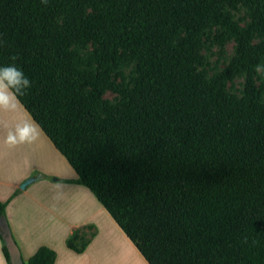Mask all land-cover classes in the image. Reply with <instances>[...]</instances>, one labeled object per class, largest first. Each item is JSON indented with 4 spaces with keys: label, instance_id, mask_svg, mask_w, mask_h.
<instances>
[{
    "label": "trees",
    "instance_id": "16d2710c",
    "mask_svg": "<svg viewBox=\"0 0 264 264\" xmlns=\"http://www.w3.org/2000/svg\"><path fill=\"white\" fill-rule=\"evenodd\" d=\"M215 1L242 3L250 21H224L234 55L207 79L195 64ZM89 41L83 58L73 46ZM127 60L137 74L120 88L110 74ZM10 63L31 81L20 105L77 175L68 182L147 264H264V0H0V65ZM239 75L241 98L225 89ZM104 90L121 101L102 102ZM72 236L66 247L82 252ZM53 257L41 246L24 264Z\"/></svg>",
    "mask_w": 264,
    "mask_h": 264
},
{
    "label": "crops",
    "instance_id": "0c3cea01",
    "mask_svg": "<svg viewBox=\"0 0 264 264\" xmlns=\"http://www.w3.org/2000/svg\"><path fill=\"white\" fill-rule=\"evenodd\" d=\"M27 121L21 105L0 109V200L7 201L6 221L23 263L45 246L54 251L52 264H147L92 193L68 182L76 173L35 123L27 141H6L10 129ZM29 177L37 179L21 189ZM29 218L39 226L32 228ZM88 227L93 233L84 250L68 249V235ZM0 264H7L1 244Z\"/></svg>",
    "mask_w": 264,
    "mask_h": 264
},
{
    "label": "rangeland",
    "instance_id": "374dc122",
    "mask_svg": "<svg viewBox=\"0 0 264 264\" xmlns=\"http://www.w3.org/2000/svg\"><path fill=\"white\" fill-rule=\"evenodd\" d=\"M86 13L94 14L95 11L87 9ZM225 20L233 23L238 28H243L250 21L248 8L242 3H237L234 7L230 6L227 2L220 3L215 1L213 3L210 20L199 38V59L195 64L196 72L202 73L207 79H211L216 74L221 72L234 55L235 39L224 26ZM53 21L56 26H59L62 22V18L54 17ZM258 41V38H254L253 43H257ZM97 46V43L89 41L83 45H74L73 48L78 51L81 57L85 58L91 55ZM136 64L137 62L135 60H127L120 63L117 68L112 70L110 80L120 88H131L132 80L137 74ZM261 74L262 72H257L255 70L256 86H259L262 83L264 86ZM243 83L244 75H239L231 81H228L225 85V89L228 93L236 96L237 98H241ZM77 84L78 88L82 92H90V87L85 86L81 82H77ZM100 99L102 102L113 106L118 104L122 97L118 93L110 90H104ZM97 111L101 117L105 116L100 106ZM29 219L32 228H37L39 226L35 220H32L31 218ZM92 233V228L77 229V238L75 239L74 236H72L70 242L75 248H79L89 240Z\"/></svg>",
    "mask_w": 264,
    "mask_h": 264
},
{
    "label": "clouds",
    "instance_id": "9594fccd",
    "mask_svg": "<svg viewBox=\"0 0 264 264\" xmlns=\"http://www.w3.org/2000/svg\"><path fill=\"white\" fill-rule=\"evenodd\" d=\"M264 73V64L255 66ZM31 81L22 68L14 63L0 65V109H15L20 105L19 97L30 87ZM34 122L27 121L10 129L6 141L12 144L25 142L30 138Z\"/></svg>",
    "mask_w": 264,
    "mask_h": 264
},
{
    "label": "water",
    "instance_id": "95a60500",
    "mask_svg": "<svg viewBox=\"0 0 264 264\" xmlns=\"http://www.w3.org/2000/svg\"><path fill=\"white\" fill-rule=\"evenodd\" d=\"M36 179V177H29L25 179L21 183L20 188H24L26 185L32 183ZM0 232L2 240L7 250L9 264H24L19 249L12 238L10 230L4 222H1L0 224Z\"/></svg>",
    "mask_w": 264,
    "mask_h": 264
},
{
    "label": "bare ground",
    "instance_id": "6f19581e",
    "mask_svg": "<svg viewBox=\"0 0 264 264\" xmlns=\"http://www.w3.org/2000/svg\"><path fill=\"white\" fill-rule=\"evenodd\" d=\"M137 263V262H136Z\"/></svg>",
    "mask_w": 264,
    "mask_h": 264
}]
</instances>
